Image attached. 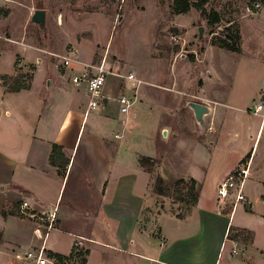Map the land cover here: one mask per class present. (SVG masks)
<instances>
[{
	"label": "crops",
	"instance_id": "0c3cea01",
	"mask_svg": "<svg viewBox=\"0 0 264 264\" xmlns=\"http://www.w3.org/2000/svg\"><path fill=\"white\" fill-rule=\"evenodd\" d=\"M24 57V62L31 60L30 54ZM13 73V62L0 70V75ZM91 73L86 67H66L59 72L40 63L28 90L10 92L0 83V264H35L26 255L40 248L57 264H80L74 255L80 251L88 252L85 264H101L93 263L96 244L122 252L127 256L123 264H220V254L233 249L247 255L246 261L252 264L256 258L263 259L264 248L255 242L256 233L248 223L236 224L231 234L236 208L227 205L221 209L217 187L241 163L248 162L244 185L251 212L248 222H264V211L256 210L264 204V152L248 154L256 145L258 148L264 134V87L252 95V111L245 112L246 107L239 108L242 105L212 83L209 72L197 74L200 87L188 88L192 82L186 85L189 78L182 77L189 73L178 68L174 76L169 74L163 92L142 88V83L135 90L123 79L127 74L111 73L102 89L104 98L92 110L89 98L86 103L81 100L82 93L87 94L84 84L72 82ZM123 94L134 100L128 114H122L116 104ZM194 96L212 111L204 118L203 132L192 112L179 114L182 105L190 102L187 98ZM258 106L261 108L254 114ZM232 109L251 116L250 130L238 124L243 115L227 116ZM154 110L159 116L155 117ZM143 115L158 118L156 128L162 135L165 132L164 139L169 137V145L143 151L131 135ZM121 125L126 127L123 132ZM240 137L251 143L249 151V147L234 151ZM53 147L57 150L51 164ZM222 154L236 157L217 170L214 197L204 196L208 162L223 160ZM140 157L156 162L155 175L170 188L181 179L194 180L197 203L187 209L172 198L154 194V175L140 166ZM24 201L35 213L56 210L54 229L46 234L42 227L38 231V222L22 217L19 205ZM94 222L104 223L107 229L109 222V236H116L120 246L99 241L91 229ZM48 253L65 258L58 262ZM224 264L243 263L229 256Z\"/></svg>",
	"mask_w": 264,
	"mask_h": 264
},
{
	"label": "rangeland",
	"instance_id": "374dc122",
	"mask_svg": "<svg viewBox=\"0 0 264 264\" xmlns=\"http://www.w3.org/2000/svg\"><path fill=\"white\" fill-rule=\"evenodd\" d=\"M196 1L188 0L190 10L176 15L173 0H0V8L9 12L7 16L0 15V70L10 68L12 62L14 69L12 76L0 75V83L6 90L29 86L36 65L41 63L63 72L66 67L61 63L62 58L68 57L73 60L68 70L86 67L89 72H95L96 67L104 64L110 73H132L142 81L139 80L142 88L163 92L165 89L162 87L169 84V74L174 76L180 68L189 73L182 77L189 78L186 85L192 82L188 88L200 87V75L197 74L209 72L213 84L242 105L239 108L246 107L245 112H250L252 95L258 88L264 87V1L209 0L205 6L207 13L215 11L220 17V22L213 26L208 23L207 15L202 16L193 7ZM35 10L45 13L44 29L31 23ZM227 28L240 38L238 53L220 49L217 45L224 40L223 30ZM29 54L31 60L24 62V56ZM187 99L195 103L201 101L195 96ZM81 100L83 103L88 101L85 91ZM108 103L115 104L113 101ZM154 111L155 117L159 116V111ZM186 112L187 115L191 112L187 104L182 105L179 114ZM235 114L243 115L237 121L241 128H247L251 116L235 109L227 116ZM157 119L139 116L136 130L131 134L146 153L169 145V137L164 139L162 132L160 134L156 128ZM119 129L123 132L126 127L121 125ZM218 147L223 154H228L226 148ZM251 147L249 140L244 141L240 137L236 140L234 151L247 148L249 151ZM251 151L253 156L264 152V134L258 148L256 145L248 154ZM235 157L234 154L231 158L225 155L223 160L213 158L208 162L209 171L202 186L204 196L214 197L217 170L233 162ZM184 195L185 189L172 199L177 205L187 208L186 203L176 200L183 199ZM235 208L231 234L236 230V224L248 223L256 233L255 242L264 248V222H248L251 212L247 199L237 203ZM256 210L263 212L264 204ZM100 221L104 219L100 218ZM102 224L94 222L91 227L98 234L97 239L120 246L116 244V236H109L110 223L108 229ZM244 238L249 239L248 236ZM104 245L94 246L93 263L123 264L122 260L127 256ZM227 251L220 254L218 263L224 264L230 256L243 264H252L246 261L247 255ZM253 263L264 264V258H256Z\"/></svg>",
	"mask_w": 264,
	"mask_h": 264
},
{
	"label": "built area",
	"instance_id": "2783aa9c",
	"mask_svg": "<svg viewBox=\"0 0 264 264\" xmlns=\"http://www.w3.org/2000/svg\"><path fill=\"white\" fill-rule=\"evenodd\" d=\"M257 8L259 7L256 6ZM73 62L71 58L63 57L62 65L63 67H69ZM111 73L103 65L95 68V72L91 74L83 75L80 77L73 78L72 82L76 85L84 84L87 96L89 98V109H95L98 107V101L103 99L102 89L105 83V79ZM119 76V75H118ZM121 77V76H119ZM124 80L132 83V88L137 89L136 87L141 84L139 80L136 79L134 74H128L123 77ZM117 102L119 103L122 114H128L130 108L133 105L134 100H131L126 94L121 95ZM261 106H258L254 111V114H257ZM250 164L248 162L241 163L240 166L235 169L230 175L217 187V197L218 203L222 206L221 209L225 210L227 203L232 206V210L235 208L237 203L245 202L246 197L244 195V185L248 177ZM19 214L22 217H25L30 220L38 222L37 229L38 231L42 227L47 234L49 231L54 229V223L56 218V210L48 214H39L32 212L28 202L24 201L19 205ZM45 234V236H46ZM45 238V237H44ZM232 254H236V250L233 249ZM27 258H33L35 264H57L54 260H49L45 254L43 248H40L35 254H27Z\"/></svg>",
	"mask_w": 264,
	"mask_h": 264
},
{
	"label": "trees",
	"instance_id": "16d2710c",
	"mask_svg": "<svg viewBox=\"0 0 264 264\" xmlns=\"http://www.w3.org/2000/svg\"><path fill=\"white\" fill-rule=\"evenodd\" d=\"M264 1V0H263ZM209 0H197L193 7H195L197 10L200 11V14L202 16L207 15L208 23L210 25L217 24L220 22V17L215 11H210L207 13L205 6L208 4ZM191 8V5L189 4L188 0H173V12L176 15L185 14L187 13ZM8 10H4L0 8V15L7 16ZM224 40H221L217 45L220 49H224L230 52L238 53L240 52V38L239 36L233 35L230 30L224 29ZM216 45V44H215ZM29 86H19L16 89L8 90L10 92H19L21 90H28ZM57 147H53L52 154L50 156V163L54 164V153L56 152ZM248 157V156H247ZM139 164L144 169L146 173H149L151 175H154V181L152 185V192L156 195L168 197V198H174L178 195L183 189L186 190V195L183 196V199H177L178 201L184 202L187 204V208L194 206L197 203L198 199V192L195 187V181L192 179L189 180H179L176 182V184L173 187H168L164 180L159 176L155 175V165L156 162L150 158L146 157H140L139 158ZM2 215L5 216V211L2 210ZM49 256L54 257L58 262H62V260L65 258L61 255L57 254H50ZM76 255L79 259L80 264H85V256L88 255V252H78ZM71 257V256H70Z\"/></svg>",
	"mask_w": 264,
	"mask_h": 264
},
{
	"label": "water",
	"instance_id": "95a60500",
	"mask_svg": "<svg viewBox=\"0 0 264 264\" xmlns=\"http://www.w3.org/2000/svg\"><path fill=\"white\" fill-rule=\"evenodd\" d=\"M31 23L38 25L41 29H44V24H45L44 11L35 10L31 16ZM199 35L201 36V29L199 30ZM187 107L190 108L198 128L200 129L201 132H203L205 130L204 118L212 113L211 109L208 106L195 102L187 103ZM163 135H165V132H163Z\"/></svg>",
	"mask_w": 264,
	"mask_h": 264
}]
</instances>
